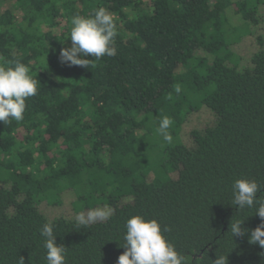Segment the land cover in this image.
<instances>
[{"label":"trees","instance_id":"trees-1","mask_svg":"<svg viewBox=\"0 0 264 264\" xmlns=\"http://www.w3.org/2000/svg\"><path fill=\"white\" fill-rule=\"evenodd\" d=\"M264 0H0V57L39 82L23 120L0 123V264H47L45 223L65 264H116L133 215L167 226L188 264H264L250 244L258 205L232 204L236 179L264 185V45L241 66L233 46L258 24ZM99 7L116 20V54L68 66L71 18ZM231 12L241 26H231ZM179 85L182 91L174 89ZM206 109L214 123L180 133ZM174 120L167 144L156 133ZM69 194L75 214L111 209L107 221L48 218ZM264 199V189L257 197ZM244 219V236L231 220Z\"/></svg>","mask_w":264,"mask_h":264},{"label":"clouds","instance_id":"clouds-1","mask_svg":"<svg viewBox=\"0 0 264 264\" xmlns=\"http://www.w3.org/2000/svg\"><path fill=\"white\" fill-rule=\"evenodd\" d=\"M71 25V47L60 50L59 58L62 63L88 68L91 60L85 59L86 56L100 59L116 54V20L106 8L99 7L89 16L74 15ZM39 85L37 78L31 75V69L25 63L0 57V123L10 120L22 121L27 107L26 101L37 94ZM174 91L179 94L182 89L177 85ZM173 123L174 120L165 115L159 120L156 128V133L167 144L173 142V135L169 131ZM261 189H264V185L255 179H236L232 185V204L238 206V209L258 205L255 214L262 218V223L251 230L248 242L258 244L264 249V199L257 197ZM111 215L110 208L92 209L88 211L86 218L83 214H78L77 220L81 225H87L98 220L107 221ZM243 220H231L229 230L232 236H244L248 232L242 227ZM168 231L167 226L162 228L154 218L131 216L125 222L124 243L121 246L124 251L118 256L116 264H188L186 255L178 252L174 244L165 237L164 233ZM40 235L44 238L47 264H65L67 248L56 243L54 225L45 223ZM19 264H24L23 258H20ZM212 264H227L226 256H216Z\"/></svg>","mask_w":264,"mask_h":264},{"label":"rangeland","instance_id":"rangeland-1","mask_svg":"<svg viewBox=\"0 0 264 264\" xmlns=\"http://www.w3.org/2000/svg\"><path fill=\"white\" fill-rule=\"evenodd\" d=\"M229 21L231 26H241V22L234 16L231 12L228 14ZM250 33L244 36L239 40L232 48L234 53L240 58L241 66H248L250 56L257 50L259 47L258 38L262 39L264 45V6L259 9L258 12V24L256 26L250 27ZM214 115L206 109H202L199 112L193 113L190 115L183 125V128L180 133V138L183 143L190 144V135L189 133L193 129L203 130L204 128L211 126L214 123ZM71 197L69 194L64 195L63 203L61 206L53 207L45 204L40 205V210L48 218H57V217H68V218H77L78 214L73 213L70 208L69 202ZM103 209V208H97ZM106 210V209H104ZM87 213H80L87 217Z\"/></svg>","mask_w":264,"mask_h":264}]
</instances>
